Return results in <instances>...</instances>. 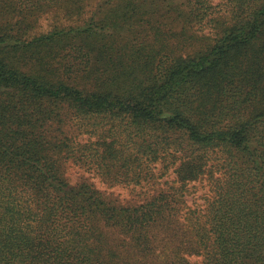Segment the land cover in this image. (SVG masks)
I'll use <instances>...</instances> for the list:
<instances>
[{
    "label": "trees",
    "instance_id": "obj_1",
    "mask_svg": "<svg viewBox=\"0 0 264 264\" xmlns=\"http://www.w3.org/2000/svg\"><path fill=\"white\" fill-rule=\"evenodd\" d=\"M0 264H264V0H0Z\"/></svg>",
    "mask_w": 264,
    "mask_h": 264
},
{
    "label": "rangeland",
    "instance_id": "obj_2",
    "mask_svg": "<svg viewBox=\"0 0 264 264\" xmlns=\"http://www.w3.org/2000/svg\"><path fill=\"white\" fill-rule=\"evenodd\" d=\"M47 20H45V19H42V20H40V23H41V26H42V28L43 27H45L46 26V24H47ZM65 175H67V176H71V177H76V176H84V175H80V174H78L76 171H75V168H73L72 169V167H70L69 169L67 168H65ZM173 176V174H171V176L170 177H172ZM91 176H89V178H90ZM90 180L91 181H93V182H98L99 180L97 179V178H90ZM99 183V182H98ZM116 192L117 191H120V193H121V195H123V196H127L128 195V193H127V190H125V189H123V190H120L119 188H117L116 190H115ZM205 192V189H203L202 191H200V192H198L197 194H203ZM127 197H129L130 198V196H127ZM191 200V197H189L188 198V201H190ZM198 201H200V200H198Z\"/></svg>",
    "mask_w": 264,
    "mask_h": 264
}]
</instances>
